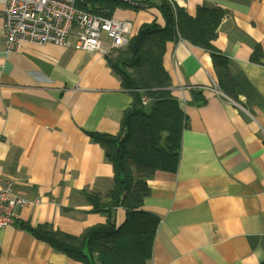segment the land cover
<instances>
[{"label": "crops", "instance_id": "0c3cea01", "mask_svg": "<svg viewBox=\"0 0 264 264\" xmlns=\"http://www.w3.org/2000/svg\"><path fill=\"white\" fill-rule=\"evenodd\" d=\"M124 1V0H123ZM162 0H127L112 16L165 24ZM190 15L220 7L215 46L230 59L241 92L222 91L210 53L168 41L163 64L186 115L175 172L148 180L143 208L160 218L146 264H264V0H176ZM0 2V177L38 204L0 228V264H84L55 250L28 227L73 235L107 222L88 194L107 201L114 168L88 132L117 134L134 97L108 62L74 47L23 42L5 52ZM257 50V51H256ZM261 52V61L253 59ZM117 207V226L126 220Z\"/></svg>", "mask_w": 264, "mask_h": 264}, {"label": "trees", "instance_id": "16d2710c", "mask_svg": "<svg viewBox=\"0 0 264 264\" xmlns=\"http://www.w3.org/2000/svg\"><path fill=\"white\" fill-rule=\"evenodd\" d=\"M121 4L129 5L123 0H77L78 7L107 16H112ZM158 9L164 25L155 20L142 24L128 44L108 58L122 86L134 97L120 131L115 135L88 132L105 150L114 168L113 188L107 201L87 193L92 210L106 214L107 222L91 226L80 235L45 226L28 227L38 239L84 264H146L152 257L160 218L143 208L150 194L148 180L158 170H177L186 124L185 112L172 95L170 76L163 64L167 42L185 39L207 50L222 91L233 99L241 92L231 72L230 59L214 44L225 10L201 7L192 16L168 0H162ZM258 53L253 59L260 62L261 52ZM143 95L152 101L148 111L141 101ZM117 207L127 211L120 226L114 219Z\"/></svg>", "mask_w": 264, "mask_h": 264}, {"label": "built area", "instance_id": "2783aa9c", "mask_svg": "<svg viewBox=\"0 0 264 264\" xmlns=\"http://www.w3.org/2000/svg\"><path fill=\"white\" fill-rule=\"evenodd\" d=\"M127 1V0H124ZM176 3V0H168ZM3 8L5 52L16 51L25 42L74 47L109 56L125 47L136 33L130 20L107 16L78 7L77 0H0ZM150 100L146 95L142 101ZM38 204L15 190L11 178L0 177V228L14 225L23 207Z\"/></svg>", "mask_w": 264, "mask_h": 264}, {"label": "rangeland", "instance_id": "374dc122", "mask_svg": "<svg viewBox=\"0 0 264 264\" xmlns=\"http://www.w3.org/2000/svg\"><path fill=\"white\" fill-rule=\"evenodd\" d=\"M114 53H115V52H114ZM114 53H113V54H114ZM113 54H112V56H113ZM115 54H116V53H115ZM115 54H114V55H115ZM227 96H228V95H227ZM228 98H229V96H228ZM230 100L233 101L237 106H241V105L239 104V102L235 101L233 98L230 97ZM141 101H142V97H141ZM142 103L144 104L145 110L148 111V110L151 109V107H152V101H151V99H150L147 103H145V102H143V101H142Z\"/></svg>", "mask_w": 264, "mask_h": 264}]
</instances>
